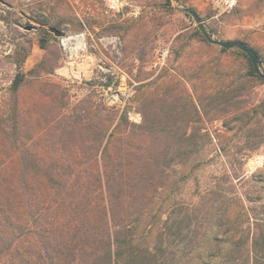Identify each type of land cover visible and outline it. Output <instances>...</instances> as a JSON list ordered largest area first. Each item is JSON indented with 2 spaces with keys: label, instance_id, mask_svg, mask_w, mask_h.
Wrapping results in <instances>:
<instances>
[{
  "label": "rangeland",
  "instance_id": "1",
  "mask_svg": "<svg viewBox=\"0 0 264 264\" xmlns=\"http://www.w3.org/2000/svg\"><path fill=\"white\" fill-rule=\"evenodd\" d=\"M178 7L195 10L214 38L242 40L264 57V0H241L229 13L213 0H0V165L12 166L23 150L40 176L57 168L68 197L82 183L85 209L101 211L108 203L95 179L103 158L93 136L109 124L101 117L114 119L110 161L128 163L138 143L132 124L149 119L166 95L177 102L175 125L188 136L201 132L175 147L160 186L134 214L115 199L113 222L163 264H180L220 215L210 263L226 264L233 252L237 264L248 255V264H264V164H254L264 155V79L250 74L240 49L208 42ZM76 119L77 141L65 143L61 132ZM58 192L46 205L62 213L66 192ZM95 258L85 252L75 263L104 264Z\"/></svg>",
  "mask_w": 264,
  "mask_h": 264
},
{
  "label": "trees",
  "instance_id": "2",
  "mask_svg": "<svg viewBox=\"0 0 264 264\" xmlns=\"http://www.w3.org/2000/svg\"><path fill=\"white\" fill-rule=\"evenodd\" d=\"M255 50L264 69V57ZM241 52L248 59L250 74L260 77L247 54ZM20 84L21 80L16 79L13 88L18 89ZM155 102L149 119L144 114L142 124H132L138 128L133 133L138 143L132 161L128 163L110 161V147L116 131L107 134L114 119L105 115L101 117L104 124L109 122L93 135L98 141L96 151H101L103 158V168L96 170L95 179L102 201L108 203L102 204L101 211L85 209V196L79 193L84 188L82 183L75 184L78 189H70L72 197H68L66 179L61 178L57 168L51 166L43 177L40 176L37 162L22 157L23 150L10 164L12 166L4 168L0 165V264H76L78 257L85 252L87 255L97 254L94 263L102 259L104 264H163L159 256L151 255L148 244L135 237L126 225L113 222L115 199L121 197L130 202L129 214H134L142 197L160 186L162 166L170 159L175 147L179 148L201 132L197 129L188 136L186 127L175 125L176 100L162 95ZM123 118L126 119L125 115ZM73 123L61 132L65 143L77 141L80 121L76 119ZM59 166L65 170L63 164ZM53 188L59 191L58 195L66 192L60 207L62 213H55L51 203L46 205ZM214 223H208L201 237L193 242L195 255L188 256L180 264H211V246L217 242V230L223 224L220 215ZM237 256V253L230 252L225 263L237 264ZM248 259L249 255L245 264L249 263Z\"/></svg>",
  "mask_w": 264,
  "mask_h": 264
},
{
  "label": "water",
  "instance_id": "3",
  "mask_svg": "<svg viewBox=\"0 0 264 264\" xmlns=\"http://www.w3.org/2000/svg\"><path fill=\"white\" fill-rule=\"evenodd\" d=\"M178 8L186 13H189L194 18L200 31L202 32V34L204 35V37L206 38L208 42L215 44V45H219L226 49L238 48L242 50L244 53H246L247 56L250 58L251 63L256 73L262 79H264V69L261 66L260 57L253 47H251L249 44H247L246 42L242 40H222V39L214 38L208 31L201 16L195 10L188 8V7H178ZM50 31L53 32L56 36L64 35V33L56 27H51Z\"/></svg>",
  "mask_w": 264,
  "mask_h": 264
},
{
  "label": "built area",
  "instance_id": "4",
  "mask_svg": "<svg viewBox=\"0 0 264 264\" xmlns=\"http://www.w3.org/2000/svg\"><path fill=\"white\" fill-rule=\"evenodd\" d=\"M213 1L217 5L221 13H229L233 11L241 2V0H213ZM167 55H168V49H163L160 52H158L154 65L156 67L162 66L165 63ZM254 164L263 165L264 155H261L258 158H256Z\"/></svg>",
  "mask_w": 264,
  "mask_h": 264
}]
</instances>
